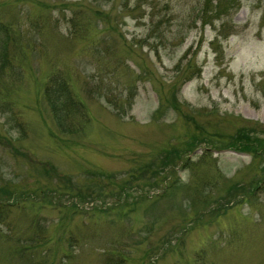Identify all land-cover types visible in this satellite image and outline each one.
Returning a JSON list of instances; mask_svg holds the SVG:
<instances>
[{
    "label": "rangeland",
    "instance_id": "1",
    "mask_svg": "<svg viewBox=\"0 0 264 264\" xmlns=\"http://www.w3.org/2000/svg\"><path fill=\"white\" fill-rule=\"evenodd\" d=\"M234 3L0 0V264H264V0Z\"/></svg>",
    "mask_w": 264,
    "mask_h": 264
},
{
    "label": "trees",
    "instance_id": "2",
    "mask_svg": "<svg viewBox=\"0 0 264 264\" xmlns=\"http://www.w3.org/2000/svg\"><path fill=\"white\" fill-rule=\"evenodd\" d=\"M209 1L210 3L214 2L216 10L220 11L226 9L227 7L231 9L233 5L228 6L227 2L234 3L236 0ZM69 91L68 84L59 75H52L46 85L45 96L58 126L62 129L69 128L72 130L73 128H70L71 126L69 125L68 120L75 115L73 112L77 108V102ZM81 122L83 121L81 120Z\"/></svg>",
    "mask_w": 264,
    "mask_h": 264
}]
</instances>
